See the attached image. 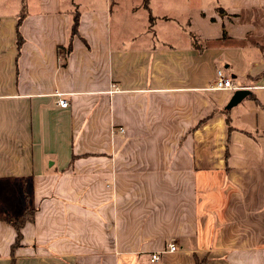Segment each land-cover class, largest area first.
<instances>
[{"label": "crops", "instance_id": "crops-1", "mask_svg": "<svg viewBox=\"0 0 264 264\" xmlns=\"http://www.w3.org/2000/svg\"><path fill=\"white\" fill-rule=\"evenodd\" d=\"M0 264H264V0H0Z\"/></svg>", "mask_w": 264, "mask_h": 264}, {"label": "built area", "instance_id": "built-area-1", "mask_svg": "<svg viewBox=\"0 0 264 264\" xmlns=\"http://www.w3.org/2000/svg\"><path fill=\"white\" fill-rule=\"evenodd\" d=\"M216 80L214 81L211 89L213 90H225V91H230V92H235L237 90H247V89H256L257 87H247V88H241V87H237L233 84V82L228 79L225 74H223V71L221 69H218L216 71ZM55 96L57 97V101H56V105H58L59 107L65 109L67 108L68 105V101L66 99L63 98V95L60 93H56ZM122 132V131H121ZM167 251L170 253H173L176 251V246L174 243H170L167 246ZM162 257V253H153L151 254V258L150 261L152 263H157L161 260Z\"/></svg>", "mask_w": 264, "mask_h": 264}, {"label": "trees", "instance_id": "trees-1", "mask_svg": "<svg viewBox=\"0 0 264 264\" xmlns=\"http://www.w3.org/2000/svg\"><path fill=\"white\" fill-rule=\"evenodd\" d=\"M23 15H24V13L22 12L19 16L20 17L19 22L23 18ZM78 22H79V19H78L77 12H76L73 15V21H72V25H71V29H70L72 36L77 35ZM17 41H18V43L21 41V36H20L19 32H18V40ZM33 215H34L33 211L25 210L24 214L21 216H18V217L12 216L10 214H5L3 217H1V220L3 222H5L8 225L13 226L16 230V238H15L16 242L12 245V251L16 247L20 246V242H21L20 240L22 237L21 230L24 227L25 222L28 220H31L33 218Z\"/></svg>", "mask_w": 264, "mask_h": 264}, {"label": "water", "instance_id": "water-1", "mask_svg": "<svg viewBox=\"0 0 264 264\" xmlns=\"http://www.w3.org/2000/svg\"><path fill=\"white\" fill-rule=\"evenodd\" d=\"M250 94L249 89L247 90H237L233 93V96L228 102V105L226 106V110H230L233 107L237 106L240 104L242 100H244L248 95Z\"/></svg>", "mask_w": 264, "mask_h": 264}, {"label": "rangeland", "instance_id": "rangeland-1", "mask_svg": "<svg viewBox=\"0 0 264 264\" xmlns=\"http://www.w3.org/2000/svg\"><path fill=\"white\" fill-rule=\"evenodd\" d=\"M122 1L124 2V1H128V0H122ZM232 95H233V93H232Z\"/></svg>", "mask_w": 264, "mask_h": 264}]
</instances>
